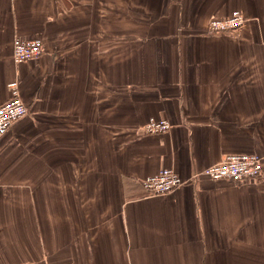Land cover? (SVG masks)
<instances>
[{
	"label": "crops",
	"instance_id": "crops-1",
	"mask_svg": "<svg viewBox=\"0 0 264 264\" xmlns=\"http://www.w3.org/2000/svg\"><path fill=\"white\" fill-rule=\"evenodd\" d=\"M233 9L240 29L207 31ZM15 37L42 52L13 61ZM11 81L0 264H264V0H0V104ZM236 153L262 177L191 178ZM162 168L185 182L145 195Z\"/></svg>",
	"mask_w": 264,
	"mask_h": 264
},
{
	"label": "built area",
	"instance_id": "built-area-1",
	"mask_svg": "<svg viewBox=\"0 0 264 264\" xmlns=\"http://www.w3.org/2000/svg\"><path fill=\"white\" fill-rule=\"evenodd\" d=\"M246 18L238 9H233L224 17L211 18L207 22L209 33H234L240 29ZM43 49V41L40 37L23 39L15 37L12 41L11 57L15 62L25 61L37 57ZM10 91L9 98L0 104V136H2L10 126L24 116L27 106L24 103L18 83L11 81L8 84ZM145 133H161L168 131L170 123L167 119H155L150 117L143 125ZM263 174V156L257 153H236L224 155L219 161L195 170L191 178L199 176L207 177L211 180L218 179H254L257 180ZM185 181L171 168H162L158 173L145 177L140 185L145 195H163L171 193Z\"/></svg>",
	"mask_w": 264,
	"mask_h": 264
},
{
	"label": "rangeland",
	"instance_id": "rangeland-1",
	"mask_svg": "<svg viewBox=\"0 0 264 264\" xmlns=\"http://www.w3.org/2000/svg\"><path fill=\"white\" fill-rule=\"evenodd\" d=\"M119 19L120 20H118V18H116V21H121L122 18H119ZM135 20H138V19L135 18L134 20H131L132 24ZM115 31H116V40H118L117 38H121V36H122V23L121 22H116Z\"/></svg>",
	"mask_w": 264,
	"mask_h": 264
}]
</instances>
